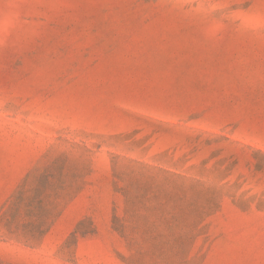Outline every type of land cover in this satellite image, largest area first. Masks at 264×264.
I'll use <instances>...</instances> for the list:
<instances>
[{
    "label": "rangeland",
    "instance_id": "374dc122",
    "mask_svg": "<svg viewBox=\"0 0 264 264\" xmlns=\"http://www.w3.org/2000/svg\"><path fill=\"white\" fill-rule=\"evenodd\" d=\"M0 264H264V0H0Z\"/></svg>",
    "mask_w": 264,
    "mask_h": 264
}]
</instances>
